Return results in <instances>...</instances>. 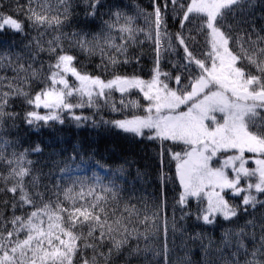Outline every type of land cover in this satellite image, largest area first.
<instances>
[{"label":"snow or ice","instance_id":"1","mask_svg":"<svg viewBox=\"0 0 264 264\" xmlns=\"http://www.w3.org/2000/svg\"><path fill=\"white\" fill-rule=\"evenodd\" d=\"M104 7L103 0H0V264H170V227L182 235L188 222L204 227L249 216L221 232L216 251L223 264H264V215L259 222L252 216L264 208V0H152L150 12L135 15L119 3L100 13ZM98 16L108 18L89 31ZM140 16L146 28L137 26ZM170 19L179 31H168ZM145 43L147 79L143 67L135 70ZM77 53L98 57V74L78 67ZM133 90L143 105L127 99ZM129 107L143 114L101 115ZM18 120L33 130L107 126L158 142L156 188L148 192L153 177L139 168L131 180L123 167L107 183L95 171L73 178L75 147L37 167L29 156L44 149L13 138ZM172 162L174 173L166 170ZM169 184L178 188L171 225ZM161 230L165 243L156 252L149 241ZM216 243L209 239L206 254Z\"/></svg>","mask_w":264,"mask_h":264},{"label":"trees","instance_id":"2","mask_svg":"<svg viewBox=\"0 0 264 264\" xmlns=\"http://www.w3.org/2000/svg\"><path fill=\"white\" fill-rule=\"evenodd\" d=\"M23 2L24 0H21V3ZM103 2L105 3V7L99 9L100 13L107 12V5L114 2L119 3L121 9L129 15H135L140 9L148 12L152 10L150 7L152 0H103ZM12 7H15L14 3ZM76 12L79 13L80 18H83V12L80 8H77ZM101 18L107 19L108 17L98 16L95 20V24L88 30L92 32L97 31L95 25L100 23ZM137 26L147 27L143 16L137 19ZM168 31L171 33L179 31V24L171 19L168 20ZM34 34L35 33H33V35ZM5 39H12L19 43L23 38L20 36H9L5 37ZM140 39H143V36H141ZM134 51L138 53L141 49H135ZM143 51L145 56L141 59V65L137 66L135 70L139 71V67H143L144 71L140 74L147 79L148 70L152 67L151 47L149 43H145ZM77 54L80 60V64L77 65L78 67L92 72L93 74H98L95 68V65L99 63L98 57L89 58L83 54ZM168 59L174 60L175 57H168ZM161 67L163 71H171V67L167 62L162 63ZM124 70L130 73L134 69L132 66H127ZM114 98L119 101V93H116ZM127 99L140 100L142 105L145 103L142 99V95L139 94L137 90H133ZM15 110L19 112L21 108L17 107ZM92 112V109L84 110L85 115H91ZM133 114L142 115L143 112L129 107L124 113L109 112L107 109H104L101 113L105 119H120L123 118L124 115ZM96 118L98 120L99 116ZM17 124L19 127L18 130L14 132L13 138L20 140L24 148L39 144L44 149L43 154L29 156V159L40 161V165H37V167H41L53 159H60L59 156L53 157V152L59 153L60 149H67L65 153V155H67L72 151L73 147H75L80 152V159H78L75 164L80 165V167L76 168L75 165H73L74 171L71 173L73 178L77 176L81 178L86 176L90 177L95 171L102 177H106L107 179L103 182L107 183V180L115 178L118 171L123 167L125 170L124 175L131 180V176H128V173L131 172L134 174L135 170L139 168L142 171H147L153 177V183L147 186L148 192L151 193L156 188L154 177L159 167L155 155L159 151L158 142L140 140L139 138L132 137L130 134L122 133L117 129L107 126L93 128L89 124L78 129L73 124L66 122L64 125H55L54 129L43 128L40 130H33L19 120ZM175 150L179 151L180 149L177 148ZM81 160H83V164H81ZM174 169L175 164L172 162L166 170L170 173H174ZM48 170L47 167H44L45 172ZM117 183L122 187H128V185H125L121 180H117ZM135 186L138 190L137 195H144L141 184L137 183ZM177 191L178 188L176 186L169 184L168 205L170 225L171 207L174 203ZM124 195H127V193H124ZM260 198L264 199V197ZM148 199L150 200V198ZM235 202L238 203L239 201L237 200ZM149 207H151L150 203ZM262 215H264V208L257 207V210L252 213V216H255L258 222ZM250 218L252 217H241L233 224H228L221 220L217 225L204 227H196L192 222H188V224H186L187 231L182 235L179 231L173 234L170 227L167 235L168 259L170 264H208V261H211L212 264H223L219 252L216 251V249L220 247L219 240L221 232L229 227L235 228L237 225L243 224L246 219ZM198 233L202 234V238H193L196 237ZM257 235H259L258 229ZM209 239H214L217 243L213 244L211 250L206 254L204 246L208 245ZM164 243L165 240L161 230L156 237L149 241V246L153 251L160 252L163 249ZM143 246L144 244L142 241L141 247ZM118 264H123V261L118 262ZM132 264H144V262L142 260H133Z\"/></svg>","mask_w":264,"mask_h":264},{"label":"rangeland","instance_id":"3","mask_svg":"<svg viewBox=\"0 0 264 264\" xmlns=\"http://www.w3.org/2000/svg\"><path fill=\"white\" fill-rule=\"evenodd\" d=\"M229 154H231V153H229ZM248 155H251V154L246 153V156H248ZM247 166L251 168V167H255V164L250 161Z\"/></svg>","mask_w":264,"mask_h":264}]
</instances>
